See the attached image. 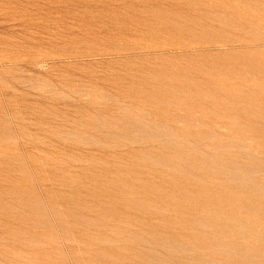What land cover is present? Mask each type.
Wrapping results in <instances>:
<instances>
[{"label": "rangeland", "instance_id": "rangeland-1", "mask_svg": "<svg viewBox=\"0 0 264 264\" xmlns=\"http://www.w3.org/2000/svg\"><path fill=\"white\" fill-rule=\"evenodd\" d=\"M0 264H264V0H0Z\"/></svg>", "mask_w": 264, "mask_h": 264}, {"label": "bare ground", "instance_id": "bare-ground-1", "mask_svg": "<svg viewBox=\"0 0 264 264\" xmlns=\"http://www.w3.org/2000/svg\"><path fill=\"white\" fill-rule=\"evenodd\" d=\"M258 1V0H257ZM177 50V49H176Z\"/></svg>", "mask_w": 264, "mask_h": 264}]
</instances>
